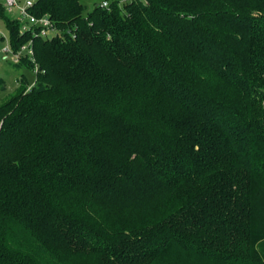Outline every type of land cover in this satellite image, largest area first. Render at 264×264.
I'll list each match as a JSON object with an SVG mask.
<instances>
[{
	"label": "trees",
	"instance_id": "1",
	"mask_svg": "<svg viewBox=\"0 0 264 264\" xmlns=\"http://www.w3.org/2000/svg\"><path fill=\"white\" fill-rule=\"evenodd\" d=\"M84 11L35 1L44 38L0 4L38 66L0 105V264H264V0Z\"/></svg>",
	"mask_w": 264,
	"mask_h": 264
},
{
	"label": "rangeland",
	"instance_id": "2",
	"mask_svg": "<svg viewBox=\"0 0 264 264\" xmlns=\"http://www.w3.org/2000/svg\"><path fill=\"white\" fill-rule=\"evenodd\" d=\"M7 0H0V4L5 7L7 15L12 19H19L20 13L17 8H8L6 5ZM27 0H22V4H25ZM37 1V0H32ZM110 0H81L85 6L84 14L91 11L95 4L103 3ZM120 4H125L129 0H118ZM0 33L4 35V38H0V78L5 80L6 88L0 87V105L3 102L9 100L15 93L17 86L19 85L21 77L24 75L30 84H33L37 80V72L33 68L26 67V65H16L13 60V55L7 57L3 52V49L8 45H11V34L7 23L4 19H0ZM37 68V65L35 66ZM28 89V88H27Z\"/></svg>",
	"mask_w": 264,
	"mask_h": 264
},
{
	"label": "built area",
	"instance_id": "3",
	"mask_svg": "<svg viewBox=\"0 0 264 264\" xmlns=\"http://www.w3.org/2000/svg\"><path fill=\"white\" fill-rule=\"evenodd\" d=\"M109 4L110 3L108 1H104L102 3V6L106 7L109 6ZM6 5L10 9L17 8L20 10V19L23 22L21 32L31 31L33 32L32 34H36L44 38H51L58 32L57 26L48 14H45L44 16H36L31 12V8L34 5L33 1L27 0L25 4H22L21 0H7ZM2 36L4 35L0 33V37ZM3 52L7 57L13 55V60L16 63L21 61L24 55L28 56L30 59L35 60L33 41L22 45V47L18 51H13L11 49V46L8 45L3 49ZM35 70L37 72L38 66L37 68L35 67ZM34 84L35 82L33 84H30L28 86V90H30L34 86Z\"/></svg>",
	"mask_w": 264,
	"mask_h": 264
}]
</instances>
